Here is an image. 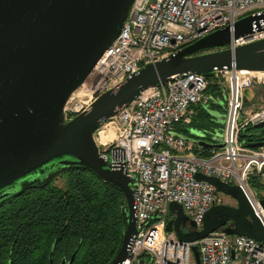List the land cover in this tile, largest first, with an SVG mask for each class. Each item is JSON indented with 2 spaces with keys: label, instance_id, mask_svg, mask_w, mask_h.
<instances>
[{
  "label": "water",
  "instance_id": "95a60500",
  "mask_svg": "<svg viewBox=\"0 0 264 264\" xmlns=\"http://www.w3.org/2000/svg\"><path fill=\"white\" fill-rule=\"evenodd\" d=\"M132 1L0 0V200L17 191L11 190L14 186L34 180L47 169L88 170L119 190L125 202L126 224L110 264L126 259L128 245L137 233L133 210L137 181L110 169L99 157L93 133L100 121L113 118L141 92L182 75H217L223 69L264 72V39L233 50L226 48L231 37L252 33L257 18L246 16L232 29L216 30L154 64L144 65L118 88L98 95L86 109L66 120L67 101L119 35ZM251 127L264 135V121ZM175 136L192 140L198 148H224L220 139L213 144L200 136ZM242 146L259 148L264 141ZM195 178L230 197L235 205L211 206L201 230L196 231L182 207L172 202L166 232H174L182 242H196L222 231L264 244V228L237 185L203 174ZM257 200L264 213V198ZM192 255L195 264H200L196 246ZM49 264H53L51 252Z\"/></svg>",
  "mask_w": 264,
  "mask_h": 264
},
{
  "label": "built area",
  "instance_id": "2783aa9c",
  "mask_svg": "<svg viewBox=\"0 0 264 264\" xmlns=\"http://www.w3.org/2000/svg\"><path fill=\"white\" fill-rule=\"evenodd\" d=\"M246 16L257 18L252 33L231 37L226 46L231 50L264 39V0H133L119 35L84 81L95 83L89 104L144 65L216 30L232 29ZM217 74L226 89L221 150L196 154L192 140L174 134L176 124L191 121L192 106L207 107L211 101L204 77L193 73L141 92L94 131L99 157L110 169L137 181L133 198L137 233L121 264H137L143 254L149 255L150 264H195L194 246L200 264H264V244L253 239L215 231L196 242H182L174 232L165 231L172 202L182 207L196 231L211 206L227 205L212 185L196 180L197 174L237 185L264 228V213L248 182L256 176L264 184V146L246 148L239 142L244 128L264 121V107L249 111L244 106V91L264 86V75L234 69Z\"/></svg>",
  "mask_w": 264,
  "mask_h": 264
},
{
  "label": "trees",
  "instance_id": "16d2710c",
  "mask_svg": "<svg viewBox=\"0 0 264 264\" xmlns=\"http://www.w3.org/2000/svg\"><path fill=\"white\" fill-rule=\"evenodd\" d=\"M205 94L225 100L226 89L215 74L203 76ZM263 93L264 86H259ZM244 104L247 103L244 94ZM191 125L208 127L206 109L196 108ZM251 126L239 133L241 145L264 141ZM208 142H214L204 137ZM196 154L210 150L194 147ZM64 179L62 187L54 179ZM253 191L264 192L256 176L248 180ZM126 224L123 195L82 168L43 171L32 181H24L17 191L0 200V264H110ZM140 259L147 260L143 254Z\"/></svg>",
  "mask_w": 264,
  "mask_h": 264
},
{
  "label": "crops",
  "instance_id": "0c3cea01",
  "mask_svg": "<svg viewBox=\"0 0 264 264\" xmlns=\"http://www.w3.org/2000/svg\"><path fill=\"white\" fill-rule=\"evenodd\" d=\"M257 91L258 92H256V94H253L251 90L247 91L246 100L249 101L253 99V101L254 100L258 101L257 100L258 98L260 101H262L263 93L260 87ZM196 108L197 106L191 107V121L197 114ZM203 108L206 109L208 115V121H207L208 127L204 128L205 130H201L196 128L195 126H192L190 121L189 123L186 124L183 123L176 124L174 126V134L183 135L185 137L193 138V139L195 136H200V137L206 136L211 138L212 141H214L209 143L216 144V140L220 139L223 129L225 100L218 98L211 99L208 106ZM140 261H143V264H149L148 259L147 260L142 259Z\"/></svg>",
  "mask_w": 264,
  "mask_h": 264
},
{
  "label": "rangeland",
  "instance_id": "374dc122",
  "mask_svg": "<svg viewBox=\"0 0 264 264\" xmlns=\"http://www.w3.org/2000/svg\"><path fill=\"white\" fill-rule=\"evenodd\" d=\"M216 77H218V78H220L219 77V74H217L216 75ZM220 80H221V78H220ZM221 82H222V80H221ZM86 84H88L87 82H84L83 83V85H86ZM82 89V90H81ZM259 89V86H254L253 88H251L250 90H251V92L253 93V94H256V92H258L257 90ZM79 91H85L86 90V87H80L79 89H78ZM250 90H248V91H250ZM245 100V99H244ZM257 100L258 101H253V99L252 100H247V103L246 104H244V106H245V109L246 110H249V111H254V110H257L258 108H260V107H264V104H263V99H262V101H260L258 98H257ZM66 112H71L72 113V115L71 116H68L67 115V113H65V119L66 120H68L70 117H72V116H74L75 114H76V112H74V111H69V110H67ZM55 185H57L58 187H62L63 186V183H64V179H62V177L61 176H58L57 178H55L54 179V182H53ZM18 184V183H17ZM16 184V185H17ZM19 186L20 185H17V186H14L11 190H18V188H19ZM252 192H253V194L255 195V197L258 199V198H264V192H259V193H257L256 191H253L252 190ZM259 196V197H258ZM223 203L224 204H227V205H229V206H234L235 205V202L230 198V197H228V196H224L223 195Z\"/></svg>",
  "mask_w": 264,
  "mask_h": 264
},
{
  "label": "bare ground",
  "instance_id": "6f19581e",
  "mask_svg": "<svg viewBox=\"0 0 264 264\" xmlns=\"http://www.w3.org/2000/svg\"><path fill=\"white\" fill-rule=\"evenodd\" d=\"M260 75H264V74L260 73ZM94 85L95 83L93 81L88 82V84L86 85H82L81 88L86 87V90L85 91L77 90L76 92H74L67 101L65 110L76 112L79 111L82 107L88 105L91 99V94L93 92Z\"/></svg>",
  "mask_w": 264,
  "mask_h": 264
},
{
  "label": "flooded vegetation",
  "instance_id": "af4514ba",
  "mask_svg": "<svg viewBox=\"0 0 264 264\" xmlns=\"http://www.w3.org/2000/svg\"><path fill=\"white\" fill-rule=\"evenodd\" d=\"M254 142H258V141H254ZM254 142H253V143H254ZM190 229H191V228H190Z\"/></svg>",
  "mask_w": 264,
  "mask_h": 264
}]
</instances>
